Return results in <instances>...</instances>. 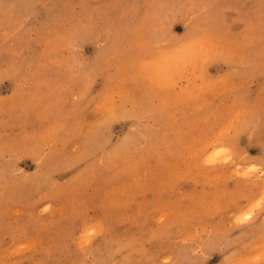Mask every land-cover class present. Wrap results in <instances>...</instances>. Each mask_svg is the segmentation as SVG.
I'll list each match as a JSON object with an SVG mask.
<instances>
[{
    "label": "rangeland",
    "instance_id": "374dc122",
    "mask_svg": "<svg viewBox=\"0 0 264 264\" xmlns=\"http://www.w3.org/2000/svg\"><path fill=\"white\" fill-rule=\"evenodd\" d=\"M0 264H264V0H0Z\"/></svg>",
    "mask_w": 264,
    "mask_h": 264
},
{
    "label": "bare ground",
    "instance_id": "6f19581e",
    "mask_svg": "<svg viewBox=\"0 0 264 264\" xmlns=\"http://www.w3.org/2000/svg\"><path fill=\"white\" fill-rule=\"evenodd\" d=\"M216 153L218 154V153H220V150H216ZM214 155V154H213Z\"/></svg>",
    "mask_w": 264,
    "mask_h": 264
}]
</instances>
